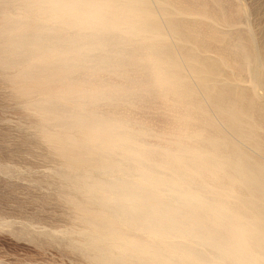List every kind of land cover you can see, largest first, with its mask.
<instances>
[{"label": "bare ground", "instance_id": "1", "mask_svg": "<svg viewBox=\"0 0 264 264\" xmlns=\"http://www.w3.org/2000/svg\"><path fill=\"white\" fill-rule=\"evenodd\" d=\"M45 2L0 0V84L60 162L65 251L86 264H176L147 251L121 195L132 158L99 139L116 127L158 163L175 158L250 237L248 257L188 242L191 257L264 264V24L257 39L240 0H115L122 18L83 35L44 15Z\"/></svg>", "mask_w": 264, "mask_h": 264}, {"label": "clouds", "instance_id": "2", "mask_svg": "<svg viewBox=\"0 0 264 264\" xmlns=\"http://www.w3.org/2000/svg\"><path fill=\"white\" fill-rule=\"evenodd\" d=\"M41 12L83 35H100L123 16L115 0H46ZM99 139L132 158L135 179L123 187L121 195L150 237L152 247L147 251L174 256L176 264H206L191 257L185 248L188 242L225 256L250 255L251 241L245 229L221 216L194 190L193 178L178 167L175 158L158 163L157 157L140 153L135 140L116 127L100 131ZM241 264L255 262L245 259Z\"/></svg>", "mask_w": 264, "mask_h": 264}, {"label": "rangeland", "instance_id": "3", "mask_svg": "<svg viewBox=\"0 0 264 264\" xmlns=\"http://www.w3.org/2000/svg\"><path fill=\"white\" fill-rule=\"evenodd\" d=\"M240 2L246 6L247 18L259 39L264 0ZM6 99L0 84V264H86L76 254L66 252L68 243L62 241L67 238L64 233L70 229V219L66 208L56 202L62 187L61 180L58 184L60 162L49 160L46 148L35 139L34 123ZM65 210L67 215L63 216ZM50 235L55 240L64 239L58 244L48 240ZM51 241L54 243L49 244Z\"/></svg>", "mask_w": 264, "mask_h": 264}]
</instances>
